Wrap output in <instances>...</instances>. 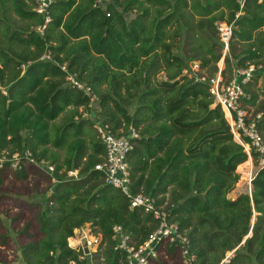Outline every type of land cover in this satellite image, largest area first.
<instances>
[{
	"label": "trees",
	"instance_id": "1",
	"mask_svg": "<svg viewBox=\"0 0 264 264\" xmlns=\"http://www.w3.org/2000/svg\"><path fill=\"white\" fill-rule=\"evenodd\" d=\"M36 6L0 0V156L29 152L36 163L55 166L36 215L41 238L21 248L22 263L126 264L114 228L137 247L156 228L96 170L105 150L95 122L84 118L91 96L67 81L74 76L96 99L100 124L119 136L138 133L127 157L132 190L166 206L197 264H220L228 252L229 264H264V168L253 154L251 195L228 197L248 156L208 83L222 58L216 23L235 21L237 0H115L105 8L56 0L43 35L37 28L45 16ZM234 25L222 76L229 82L235 69L254 65L261 69L253 80L264 78V3L248 1ZM196 62L198 71L191 69ZM244 89V105L262 115L264 138V100L257 105L259 96ZM85 225L101 237L91 256L68 246Z\"/></svg>",
	"mask_w": 264,
	"mask_h": 264
},
{
	"label": "built area",
	"instance_id": "2",
	"mask_svg": "<svg viewBox=\"0 0 264 264\" xmlns=\"http://www.w3.org/2000/svg\"><path fill=\"white\" fill-rule=\"evenodd\" d=\"M56 0H37L35 11L39 15L45 16V25L37 28V32L43 35L47 25L51 22L48 11L50 6ZM94 7L105 8L109 3L115 0H91ZM248 1H256L263 4L264 0H237L239 11L235 14V21L244 15V8ZM227 21L216 23V31L219 37L222 51V62L231 54V43L234 37L235 25ZM49 60V56L43 57ZM220 60V61H221ZM66 65L62 66V70L66 71ZM219 66V65H218ZM261 67L250 65L246 69H235L233 78L227 84L224 83L222 71L219 66L217 76L209 80V92L213 96L215 103L223 111L231 128L234 140L240 144L248 159L253 161V154L256 155L258 166L264 168V138L258 129L259 120L262 115L255 117L244 107V99L249 98L244 87L249 85L257 70ZM67 81L77 90L91 95V90L77 81L74 76H69ZM205 81V79H203ZM96 100V99H95ZM96 132L100 143L104 147V160L95 168L104 175L106 185L118 190L127 199L131 210H140L144 214L153 218L156 228L150 233L148 238L138 247L131 242L128 236L123 235V229L120 226L114 228V238L120 236V242L116 250L127 253L126 264H154L164 248H173L177 250L184 258L185 264H197L196 258L190 253V241L186 235V231H182L180 226L171 220L166 206H159L157 199L147 196L143 193L135 194L132 190V180L129 172L127 157L131 153L133 146L131 140L138 137V133L130 128L128 136H119L113 132L112 128L107 124L96 125ZM18 159L26 160L31 164H35L40 170L52 175L54 168L46 162L36 163L33 156L29 152H25L22 156L16 155ZM71 177H77L78 172L69 174ZM254 175L249 174V189ZM55 182V181H54ZM80 232V231H78ZM82 252L84 253L83 242L90 254L97 253L100 248L101 237L98 235L84 234L78 239ZM94 250V252H93ZM84 255H86L84 253ZM223 264V263H222Z\"/></svg>",
	"mask_w": 264,
	"mask_h": 264
},
{
	"label": "rangeland",
	"instance_id": "3",
	"mask_svg": "<svg viewBox=\"0 0 264 264\" xmlns=\"http://www.w3.org/2000/svg\"><path fill=\"white\" fill-rule=\"evenodd\" d=\"M134 18L135 13L130 14L128 21ZM180 41L179 39L177 42ZM233 53L234 51H232V56ZM218 65L224 69L225 61L223 63L221 60ZM191 69L198 71V63H193ZM227 78V75L223 76L225 84L228 83ZM203 79L206 80V76ZM246 89L259 96L257 105L264 100V78L254 79L250 85L246 86ZM244 107L246 106L244 105ZM246 108L248 110L251 109V113L255 111L252 107L249 108L247 106ZM98 112V103L95 99H92L91 115H84V118L91 119L95 122L96 126L99 123L98 121H100ZM94 130H96L95 127ZM2 155L0 156V264H23L21 248L26 244L37 242L41 238L40 226L36 221V215L44 195L50 193V189L55 183V178L40 170L35 164H31L20 158L18 159L15 157L16 155L11 160L6 159L4 154ZM248 162H250L249 159ZM245 166V168H251L250 172H246V175L243 174L244 178L240 176V180L234 191L228 196L231 199L239 196H235L238 188L242 187L244 190L249 191V174L254 171L255 175L258 170V166L254 165V163V169L250 164ZM52 167L55 168V166ZM238 170L241 172V169L237 168V173ZM254 221L255 219L253 218L252 225ZM84 232L85 234L96 235L91 225H85L83 228L75 230L74 237L68 240V246L74 250L82 251L78 239ZM89 255L91 256V254ZM233 257L234 252H228L220 264H229ZM96 263L97 260L92 259V264ZM154 264H185V260L177 250L174 251V249L169 247L161 250Z\"/></svg>",
	"mask_w": 264,
	"mask_h": 264
},
{
	"label": "crops",
	"instance_id": "4",
	"mask_svg": "<svg viewBox=\"0 0 264 264\" xmlns=\"http://www.w3.org/2000/svg\"><path fill=\"white\" fill-rule=\"evenodd\" d=\"M249 160H250V159H249ZM247 164H250V166L254 169V167H253V161H252V160H250V162L247 161V162L244 163L243 165H240L238 168L241 169V172L238 170V174L241 176V178H242V177L244 178V176H242L243 174L246 175V172H250V169H251V168H245V167H246L245 165H247ZM240 167H241V168H240ZM252 174L254 175V171L252 172ZM248 186H249V184H248ZM236 191H237V192H235V193H236L235 196H237V195H241V194H249V195H251L252 184H251V186H250L249 191H248V190H244L242 187H241V188H238Z\"/></svg>",
	"mask_w": 264,
	"mask_h": 264
},
{
	"label": "water",
	"instance_id": "5",
	"mask_svg": "<svg viewBox=\"0 0 264 264\" xmlns=\"http://www.w3.org/2000/svg\"><path fill=\"white\" fill-rule=\"evenodd\" d=\"M83 246H84V253L86 255H89L90 253H89V250L86 248V243L85 242H83Z\"/></svg>",
	"mask_w": 264,
	"mask_h": 264
},
{
	"label": "bare ground",
	"instance_id": "6",
	"mask_svg": "<svg viewBox=\"0 0 264 264\" xmlns=\"http://www.w3.org/2000/svg\"><path fill=\"white\" fill-rule=\"evenodd\" d=\"M241 168V167H240Z\"/></svg>",
	"mask_w": 264,
	"mask_h": 264
}]
</instances>
